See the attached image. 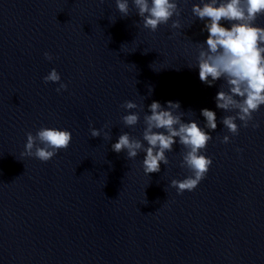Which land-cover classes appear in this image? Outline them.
Masks as SVG:
<instances>
[{"label": "water", "instance_id": "95a60500", "mask_svg": "<svg viewBox=\"0 0 264 264\" xmlns=\"http://www.w3.org/2000/svg\"><path fill=\"white\" fill-rule=\"evenodd\" d=\"M198 2L180 0L181 28L151 32L115 0H0V264H264V106L257 129L231 136L220 123L222 81L209 87L188 67L208 35ZM53 68L67 90L44 83ZM127 100L144 106L134 129L121 120ZM153 101H179L201 127V109L216 112L203 153L213 163L193 191L170 187L190 175L178 143L149 176L144 153L112 151L122 132L141 137ZM41 127L70 131L69 147L47 162L21 157Z\"/></svg>", "mask_w": 264, "mask_h": 264}, {"label": "clouds", "instance_id": "9594fccd", "mask_svg": "<svg viewBox=\"0 0 264 264\" xmlns=\"http://www.w3.org/2000/svg\"><path fill=\"white\" fill-rule=\"evenodd\" d=\"M115 3L122 18L129 17L134 8L140 17L138 22L151 32H156L161 25H168L169 21L172 29L181 28L178 19L182 12L180 0H115ZM191 13L195 21L203 22L201 31H206L208 35L204 42L197 43L195 66L189 64L188 67H198L200 81L209 87L222 81L215 103L217 109L227 114L221 117L220 123L231 136L239 135L241 127L259 128L260 123L254 114L264 106V26L257 20L264 17V0H199L192 4ZM44 57L49 61L53 59L48 52L44 53ZM43 81L46 84L58 83L57 93L68 87L61 82V75L55 68L43 77ZM149 94H152L151 88ZM121 107L127 113L121 117L122 123L134 129L140 122L144 106L127 100ZM186 114L195 115L191 110L182 111L179 101H167L166 106L153 101L143 116L141 137L122 132L117 142L111 145L112 151L125 152L128 160H135L140 153H144L142 169L149 176L159 173L161 164H169L166 153L172 152L173 146L178 143L179 166L186 168L190 175L182 180L172 179L170 187L176 189L177 195L193 191L213 163L203 153L213 139L210 131L217 129V116L212 110L201 109L200 114L205 120L201 127L195 119L185 122ZM102 131L90 126L92 138L101 137ZM104 138L111 139V134L105 132ZM71 140L72 133L68 130L41 127L35 135L30 131L26 133V144L20 155L47 162L67 149ZM230 140V135H224L221 143L228 144Z\"/></svg>", "mask_w": 264, "mask_h": 264}]
</instances>
